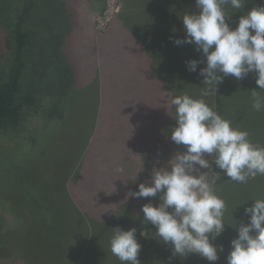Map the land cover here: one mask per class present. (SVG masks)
<instances>
[{"label":"trees","instance_id":"16d2710c","mask_svg":"<svg viewBox=\"0 0 264 264\" xmlns=\"http://www.w3.org/2000/svg\"><path fill=\"white\" fill-rule=\"evenodd\" d=\"M41 2L55 5L63 22L68 19L70 24L75 26L74 29L80 28L73 1L42 0ZM174 2L177 4L179 16L185 10L196 11L194 0H174ZM1 4L6 5L7 2H0V8L3 7ZM51 4L48 5L50 9V6H53ZM261 4H264V0H247L244 10L247 11ZM226 11L233 10L230 6H226ZM7 12L9 15L4 23L9 26L12 15H10L11 10L7 9ZM7 12L4 11V13ZM240 14L237 12L232 15L233 27ZM69 22L68 25H70ZM21 30V28L16 29L11 36L4 37L5 46L11 50L12 55L9 63L0 71V129L4 135L9 134L14 144L11 149H0V159L3 155L12 158L29 157L40 143H45L38 131H30L20 125L21 119L25 118L18 115L21 108L30 109L27 113L28 121L33 115L42 116L44 121H60L59 118H61L57 115V107L61 99L52 100L51 96L48 97L50 99L48 109L41 104L42 97L46 94L43 87H35L34 83L23 87V78L29 72L32 74L36 70H33L34 68L30 65L31 56L27 55L26 51L28 38ZM46 31L47 34L55 33ZM47 34L43 37H48ZM183 35L182 23L178 18L175 28L165 34L166 39L160 38L158 41L152 39L146 49L148 51L147 68L152 78L160 80L163 94L166 91L169 99L173 95L184 93L193 98H201L205 86L202 84V77L198 75V71L204 65L203 63L198 65L197 72H189L185 61L203 60V57L194 50V45L176 46L172 42L173 38H182ZM51 55L52 52L46 54V62L52 59ZM254 89L258 90L254 73H249L247 77L239 81L228 76L218 85L217 93L203 98L222 117L230 120L233 127L247 130L249 139L254 144L264 146V108L259 112L252 108L250 91ZM258 91L264 97V90ZM164 97L165 99H162L163 113L167 116L156 123L159 126L158 131L166 130L170 133V128L175 125V109L170 106L167 96ZM101 105L102 101L98 103V110H101ZM113 107L112 103V110ZM123 124L122 120V127ZM90 126L93 128L84 130L82 142L77 143V154L68 161L62 181H58V184L44 182V188L39 190L36 186L29 189L15 179L8 182V188L17 194L10 203L15 219L12 221L13 224H7L0 218V264H102L104 260H110L112 264H121L109 248L111 228L116 226L124 230L132 227L137 229L136 238L141 245L138 256L140 264H210L195 254H189L185 258L173 256L169 246L158 243L155 239L140 236L141 229L154 231L151 225L141 223L143 219L141 205L149 200L155 205L157 200L128 196V193L136 191L137 185L141 183L138 178L135 180L132 178L135 173H139L140 169L134 154L128 151L131 146L130 141H134L135 135H130L125 128L117 130L113 136L116 140L112 137V141H115L114 146L112 150H107L102 145L94 143L100 140L96 139L98 130L102 131L106 138V131L100 119L91 121ZM89 145L92 146L90 155H88ZM93 145H96L97 149L93 150ZM86 153L87 156H85ZM118 165L124 167L123 174L115 172ZM100 170L104 171L105 177ZM71 175H76L78 178H72ZM102 183L110 187L104 190ZM19 187L24 191H21ZM84 189L89 192H85ZM216 191L226 203L224 222L225 229H228L234 225V221L237 225L241 221L247 222V217L243 215L244 207L238 203L240 200L249 204L252 200L264 198V175L249 179L246 184L235 183L222 176V179L217 182ZM95 192H98V195H104L97 196L95 199L85 197L92 193L96 194ZM1 193L3 190L0 187ZM31 207L34 211L29 210ZM70 213L75 216H69ZM11 216L9 218L13 220ZM230 233L231 237L220 236L214 242L217 245H223L224 251L219 253V259L212 264H226L230 241L237 235L234 228Z\"/></svg>","mask_w":264,"mask_h":264},{"label":"clouds","instance_id":"9594fccd","mask_svg":"<svg viewBox=\"0 0 264 264\" xmlns=\"http://www.w3.org/2000/svg\"><path fill=\"white\" fill-rule=\"evenodd\" d=\"M247 0H194L196 11L185 10L178 18L184 35L173 38L176 46L194 45L203 60L185 61L189 72H197L205 86L201 98L184 93L173 95L175 125L171 141L182 146L163 167H154L147 182L139 183L131 198H156L141 205V221L152 229L140 236L170 247L173 256L195 254L216 262L223 245L214 243L224 232L226 203L217 194L222 176L240 184L264 175V146L254 144L247 130L233 127L203 97L217 93L225 77L237 81L255 74L258 90H264V4L245 11ZM230 6L232 12L226 11ZM240 12L232 26L231 18ZM251 90L252 108H264V97ZM218 169V170H217ZM115 172L123 174L118 165ZM243 208L247 222L231 226L237 235L231 239L226 264H264V198L252 200ZM244 204V203H243ZM241 204V205H243ZM139 215V214H137ZM109 237L111 253L121 264H140L141 245L135 227H113Z\"/></svg>","mask_w":264,"mask_h":264},{"label":"rangeland","instance_id":"374dc122","mask_svg":"<svg viewBox=\"0 0 264 264\" xmlns=\"http://www.w3.org/2000/svg\"><path fill=\"white\" fill-rule=\"evenodd\" d=\"M2 1L7 4H1L3 7L0 8V71L3 66L9 63L12 55L11 50L5 46L4 37L11 36L16 29L21 28V32L25 33L28 38L26 51L27 55L31 56L30 65L34 68L33 70H36L33 72L34 74L32 73L33 75L29 72L23 78V87L33 83L35 87H43L46 94L43 95L41 104L48 109L50 105L48 97L51 96L52 100L61 99L57 107V115L61 117L60 121H44L42 116L34 115L28 121L27 113L30 112V109L28 107L21 108L18 115L25 118H22L21 124H18L30 131H38L45 143H40V146L34 149L29 157L12 158L3 155L0 159V187L3 190V193L0 194V218L7 224H13L12 221L15 217L10 209V203L17 194L8 188V182L15 179L21 181V185L29 189L36 186L37 189L42 190L45 183L58 184V181H62L68 161H71L77 154V143L82 142L84 130L93 128L89 127L90 122L98 118L103 126L112 125V86L108 87V90L107 86H103V91L99 86H95L96 78L92 77L95 75L92 69L94 61L92 38L84 36L80 29H74L75 26L70 23L68 25L67 21L63 22L55 5L49 3L53 5L50 6V9L49 4L42 3V0H0L1 3ZM120 3L121 0H104L101 10L93 18V14L90 17L94 32L102 33L106 30L110 22L120 12ZM7 9L11 10L10 15H12L9 26L4 23L9 15ZM24 11L25 13H23ZM46 30L55 33L48 32L47 34ZM45 34L48 37H43ZM50 52H52V59L46 62V54ZM114 74L119 76L122 75V72ZM131 90L136 91L137 87L131 88ZM159 92L160 88L157 89L156 94ZM131 94L136 95L135 92ZM100 95H104L103 99L106 102L103 103ZM140 95L145 96L143 92ZM101 101V110H98V103ZM28 122L29 124H27ZM97 134L96 139L101 141L98 140L94 143L102 145L107 150H112V140L105 138L100 130L97 131ZM13 144L9 134L4 135L0 129V149H11ZM168 145L166 144L165 147ZM171 147L173 149L169 152L170 158L176 151L182 150V146L173 142ZM95 148L97 149V146L93 145V150ZM151 148L153 149L152 146ZM88 149V155H90L92 146L89 145ZM158 149L162 151V147ZM155 152L150 150L149 154L152 155ZM151 158L152 166L147 173V180L150 178L152 169L157 167L161 156L155 153ZM100 171L105 177L104 171ZM71 176L75 179L78 178L76 175ZM29 180L31 182L28 183ZM19 189L24 191L20 187ZM84 191L89 192L85 189ZM238 203H244L243 207H245L250 206L253 201L248 204L240 200ZM29 210L34 211L32 207ZM7 214L12 215L13 220ZM69 216L74 217L75 215L70 213ZM231 229V226L225 229L221 237H231ZM102 264H112V262L104 260Z\"/></svg>","mask_w":264,"mask_h":264},{"label":"crops","instance_id":"0c3cea01","mask_svg":"<svg viewBox=\"0 0 264 264\" xmlns=\"http://www.w3.org/2000/svg\"><path fill=\"white\" fill-rule=\"evenodd\" d=\"M74 3L80 32L92 38L94 60L92 69L95 72L92 77L96 78L95 86H99L102 91L103 86H107V90L112 86L114 105L112 125L103 126L106 138L113 140L114 133L123 128L127 129L130 135H135L134 141H130L128 151L134 154L140 170L132 178L133 180L138 178L141 183L147 182V173L152 166L151 156L155 153L160 155L157 167H163L170 159L169 152L173 148L172 142L169 141L170 133L166 130L158 131L159 126L156 122L167 116L163 113L162 99H165L164 96L169 99V96L166 91L163 94L160 80H155L149 74L146 49L152 39L157 41L160 38L166 39L165 34L175 28L179 16L177 4L174 0H121L120 13L114 17L105 31L96 33L91 21L101 10L104 0H75ZM116 72H122V75L116 76L114 74ZM134 87H137L136 91L131 90ZM158 88L160 92L156 94ZM133 92L136 95L131 94ZM141 92L145 96H141ZM103 97L104 95L102 96L104 103L106 101ZM114 143L115 141H112L111 145L114 146ZM166 144L169 145L165 147ZM159 147H162V151L158 149ZM150 150L156 152L150 155ZM103 185L104 190L110 187L107 184ZM95 193L85 197L95 199L104 195Z\"/></svg>","mask_w":264,"mask_h":264}]
</instances>
